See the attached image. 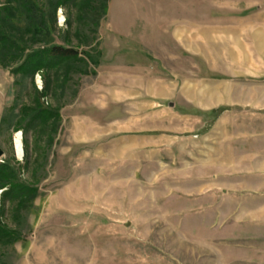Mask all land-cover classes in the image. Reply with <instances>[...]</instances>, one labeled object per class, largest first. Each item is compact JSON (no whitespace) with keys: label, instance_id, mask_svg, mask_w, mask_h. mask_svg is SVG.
<instances>
[{"label":"rangeland","instance_id":"1","mask_svg":"<svg viewBox=\"0 0 264 264\" xmlns=\"http://www.w3.org/2000/svg\"><path fill=\"white\" fill-rule=\"evenodd\" d=\"M35 1L51 44L0 67V264H264V0ZM52 46L81 61L12 72Z\"/></svg>","mask_w":264,"mask_h":264},{"label":"trees","instance_id":"2","mask_svg":"<svg viewBox=\"0 0 264 264\" xmlns=\"http://www.w3.org/2000/svg\"><path fill=\"white\" fill-rule=\"evenodd\" d=\"M92 0H57L54 3L53 10L62 6H70L71 8H76L77 10L84 9L89 6V3ZM12 11L9 18H2L0 22V67L8 70L11 68V65L22 60V56L26 50H29L28 47H22L20 41L26 38L27 43L30 45H38V46H48L51 44L52 37V28L49 26V20L46 18V13L43 11L41 7L36 4L35 0H16V5H11ZM101 7L103 10H106V0L101 3ZM9 10L3 9L2 12ZM12 11H6L5 13H11ZM18 14V15H17ZM104 14V13H103ZM105 16V14H104ZM21 17V23L18 25H12L10 20L12 18ZM53 23V21H51ZM9 25H11L9 27ZM97 27L98 24H95ZM12 28L14 32L18 34L19 40L14 36L7 34L5 31H1V28ZM27 36V37H26ZM37 51H32L28 53L24 59V61L20 64L17 69H14L13 73H24L26 75L32 76L34 73L38 72L42 69H54L59 65H71L73 63H77L81 61L78 59L79 54L69 48H63L60 46H52L50 48H43ZM2 171L0 172V181L7 180L8 172L4 170V168L0 167ZM11 184V183H10ZM14 185V184H13ZM0 190L6 186H9V183H5V185H0ZM13 188V196L17 197L19 195L29 196L32 193V190L24 189V187H20V189ZM7 235L0 232V237H5ZM12 235H9V237Z\"/></svg>","mask_w":264,"mask_h":264},{"label":"bare ground","instance_id":"3","mask_svg":"<svg viewBox=\"0 0 264 264\" xmlns=\"http://www.w3.org/2000/svg\"><path fill=\"white\" fill-rule=\"evenodd\" d=\"M12 143H13L14 154L16 158L20 159L22 156V151H21V143H20L19 134H16L14 136Z\"/></svg>","mask_w":264,"mask_h":264},{"label":"crops","instance_id":"4","mask_svg":"<svg viewBox=\"0 0 264 264\" xmlns=\"http://www.w3.org/2000/svg\"><path fill=\"white\" fill-rule=\"evenodd\" d=\"M251 19V18H250ZM252 20V19H251ZM251 20H249V21H251ZM188 26H190V25H188ZM184 28V27H183ZM252 34H254L253 36H254V39H256V41H255V45L256 46H259V45H261V44H263L264 45V42H263V38H262V36H258L257 34L255 35V32H252ZM193 39V38H192ZM190 41H192V40H190ZM188 42H189V40H188ZM226 51L231 55V56H233L232 54H233V51H231L230 49H226ZM233 60V59H232Z\"/></svg>","mask_w":264,"mask_h":264},{"label":"water","instance_id":"5","mask_svg":"<svg viewBox=\"0 0 264 264\" xmlns=\"http://www.w3.org/2000/svg\"><path fill=\"white\" fill-rule=\"evenodd\" d=\"M3 155V152L1 151V149H0V157Z\"/></svg>","mask_w":264,"mask_h":264}]
</instances>
